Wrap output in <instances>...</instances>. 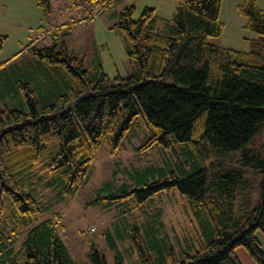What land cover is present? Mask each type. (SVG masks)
<instances>
[{
	"label": "trees",
	"instance_id": "obj_1",
	"mask_svg": "<svg viewBox=\"0 0 264 264\" xmlns=\"http://www.w3.org/2000/svg\"><path fill=\"white\" fill-rule=\"evenodd\" d=\"M177 1L160 30L151 25L152 7L136 17L133 5L121 11L115 26L138 65L126 76L108 77L99 62L94 69L84 68L81 58L54 44L30 46L38 59L14 77L0 70L1 95H12L16 103L0 108V264H75L56 231L52 217L57 213L26 230L14 249L8 245L12 237L4 234V209L14 231L43 209L39 184L55 187L60 195L77 190L99 145L108 138L114 150L140 120L150 134L137 150L176 144L193 169L109 197L127 196L132 201L128 209H134L159 191L175 189L191 209L195 247L181 259L172 250L169 262L157 263L135 227L137 264H242L234 252L239 245L264 264L255 235L256 230L264 233V158L248 149L242 152L241 164L263 172V177L260 199L238 211L244 169L231 168L206 182L204 160L205 142L220 151L237 149L264 124V11L256 0L237 5L246 19L243 27L255 35L249 48L240 50L210 40L223 30L221 0ZM37 4L48 8V0ZM4 39L0 34V48ZM90 253L95 264H105L94 244Z\"/></svg>",
	"mask_w": 264,
	"mask_h": 264
},
{
	"label": "rangeland",
	"instance_id": "obj_2",
	"mask_svg": "<svg viewBox=\"0 0 264 264\" xmlns=\"http://www.w3.org/2000/svg\"><path fill=\"white\" fill-rule=\"evenodd\" d=\"M238 1L221 0L219 19L223 30L220 36L210 40L219 46L242 50L248 45L244 37L252 32L241 26L243 18H238L240 16L235 8ZM106 2L104 5L102 0H97L95 4L83 0H48V8L44 10L37 0H0V34L5 35L0 48V70L5 69L10 77H14L15 72L27 67L34 58L38 59L31 53L30 46L54 44L57 50L63 46L67 52L81 58L84 68L94 69L99 62L108 77L126 76L136 71L138 65L127 54L123 32L115 26L121 19V11L133 5L136 17L144 7H152L151 25L154 30H160L170 21L178 1ZM1 92L0 108L16 104L12 95L2 96ZM138 122L114 150H111L108 138L99 145L77 190L60 195L55 187L39 184V200L43 209L26 218L25 223L14 231L6 220L5 208L2 214L4 234L12 237L8 245L17 249L26 230L57 213L56 217H52L56 231L75 264H95L90 253L92 244L103 256L105 264H137L138 258L132 248L135 227L157 263L169 262L172 250L179 259L184 253H191L195 247L192 212L175 189L159 191L141 207L134 209H128L132 201L126 199L127 196L115 200L109 197L122 189L141 187L144 182L162 180L172 173L182 174L183 169L186 172L193 169L192 160L176 144L172 148L155 145L151 149L137 150L136 147L150 134L143 122ZM205 144L206 182L231 168L242 167L245 181L238 188L236 211L245 203V209L252 208L260 199L263 172L242 165L241 157L244 149H248L264 158V124L255 131L251 141L237 149L220 151ZM255 235L264 251V233L256 230ZM234 252L242 264H258L245 246L235 247ZM161 255L163 257L159 259Z\"/></svg>",
	"mask_w": 264,
	"mask_h": 264
},
{
	"label": "crops",
	"instance_id": "obj_3",
	"mask_svg": "<svg viewBox=\"0 0 264 264\" xmlns=\"http://www.w3.org/2000/svg\"><path fill=\"white\" fill-rule=\"evenodd\" d=\"M243 0H240V1H238V2H236L235 3V8H236V10H237V5L239 4V3H241ZM257 1V4H258V6L264 11V0H256ZM237 14H238V16H240V17H238V18H243V20L241 21V26L243 27V25H244V23H245V21H246V19H245V17H243V16H241L240 14H239V12H238V10H237ZM240 20V19H239ZM244 28V27H243ZM255 35L253 34V33H248L244 38L247 40V42L246 43H248V45H249V39L250 38H252V37H254ZM247 44H246V47L247 48H245V49H242V50H247L248 48H249V46H248ZM221 46V45H220Z\"/></svg>",
	"mask_w": 264,
	"mask_h": 264
},
{
	"label": "built area",
	"instance_id": "obj_4",
	"mask_svg": "<svg viewBox=\"0 0 264 264\" xmlns=\"http://www.w3.org/2000/svg\"><path fill=\"white\" fill-rule=\"evenodd\" d=\"M86 9H89V5H86Z\"/></svg>",
	"mask_w": 264,
	"mask_h": 264
}]
</instances>
